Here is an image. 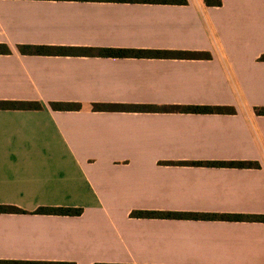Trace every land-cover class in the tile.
<instances>
[{
  "label": "crops",
  "instance_id": "1",
  "mask_svg": "<svg viewBox=\"0 0 264 264\" xmlns=\"http://www.w3.org/2000/svg\"><path fill=\"white\" fill-rule=\"evenodd\" d=\"M0 259L264 264V222L131 211L264 214V0H0ZM20 44L171 49L210 58L29 54ZM52 101L80 103L54 109ZM228 106L234 112L100 109ZM258 161L260 167L180 164ZM82 207L80 215L36 213Z\"/></svg>",
  "mask_w": 264,
  "mask_h": 264
},
{
  "label": "trees",
  "instance_id": "2",
  "mask_svg": "<svg viewBox=\"0 0 264 264\" xmlns=\"http://www.w3.org/2000/svg\"><path fill=\"white\" fill-rule=\"evenodd\" d=\"M123 2H147V3H168L186 4L187 0H106ZM210 5H220L221 0H205ZM18 49L22 53L29 54H93L103 56H145V57H179V58H210L209 52L171 50V49H146V48H120V47H79V46H53V45H33L20 44ZM10 49L4 43H0V53H9ZM264 59V55L260 57ZM50 105L59 110H75L80 108V103L68 101H52ZM0 107L7 108H40L38 101L31 100H1ZM95 108L100 109H123L139 108L150 110L179 109L193 112H234V108L228 106L209 105H175V106H152V105H123L112 103H96ZM257 114L264 115V106L255 107ZM180 164H205L234 167H260L258 161L234 160V161H180L168 162ZM82 207L70 206H40L34 212L59 215H80ZM0 212H27L11 204H0ZM133 217L139 218H171V219H194V220H230V221H263L264 214L227 213V212H196V211H170V210H133L130 213ZM0 264H77L67 260H29V259H0ZM92 264H135L121 262H94ZM143 264V263H141ZM150 264V263H147Z\"/></svg>",
  "mask_w": 264,
  "mask_h": 264
}]
</instances>
